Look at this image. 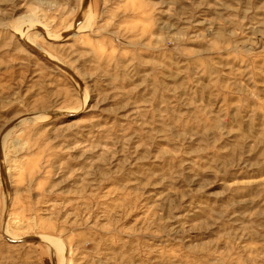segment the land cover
I'll return each mask as SVG.
<instances>
[{
    "label": "rangeland",
    "instance_id": "374dc122",
    "mask_svg": "<svg viewBox=\"0 0 264 264\" xmlns=\"http://www.w3.org/2000/svg\"><path fill=\"white\" fill-rule=\"evenodd\" d=\"M0 264H264V0H0Z\"/></svg>",
    "mask_w": 264,
    "mask_h": 264
}]
</instances>
